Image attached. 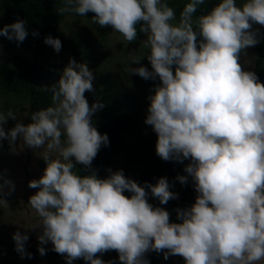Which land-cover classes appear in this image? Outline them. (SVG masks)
<instances>
[{"label":"clouds","instance_id":"clouds-1","mask_svg":"<svg viewBox=\"0 0 264 264\" xmlns=\"http://www.w3.org/2000/svg\"><path fill=\"white\" fill-rule=\"evenodd\" d=\"M203 3L189 0L177 23L167 0H66L58 10L92 12L95 23L111 26L129 42L136 39L138 24L146 35L152 70L129 67L130 74L159 80L147 97L144 123L156 134L155 151L162 160L190 161L186 175L175 180L184 185L191 178L198 193L190 207L174 210L179 223L148 202L149 193L160 205L178 198L166 177L140 185L119 169H107L105 178L94 170L83 176L73 171V159L90 168L109 144L92 121L104 105L90 106L84 96L94 79L86 63L69 59L51 88L52 106L33 112L31 123H21L12 111L0 114V141L6 140L10 151H16L18 139L23 147L45 149L46 167L28 184L38 189L28 204L40 217L33 227L42 229L39 243L50 242L66 264L76 259L113 264L96 256L108 250L117 252L120 264H149L150 251L162 252L165 260L179 255L184 264L264 260V84L239 62L242 52L260 42L253 25L264 27V0H245L239 7L236 0H219L194 21ZM26 24L18 19L0 28V36L22 42ZM44 43L57 53L62 47L51 36ZM10 119L17 122L6 130ZM0 181V205L7 207L3 197L14 185L3 176ZM28 239L20 231L12 236L21 258H31L24 247ZM38 251L43 256L46 250Z\"/></svg>","mask_w":264,"mask_h":264},{"label":"trees","instance_id":"trees-1","mask_svg":"<svg viewBox=\"0 0 264 264\" xmlns=\"http://www.w3.org/2000/svg\"><path fill=\"white\" fill-rule=\"evenodd\" d=\"M188 2L189 0H167L168 5L176 13V20L172 23L178 22L179 15ZM218 2L219 0H204V3L198 7L194 14V21L196 17L207 14ZM236 2L239 7L245 0H236ZM64 6H66V0H0V12L2 8L5 10L10 24L18 19L26 20L28 32L27 37L22 42L13 40L10 43L6 37L0 36V44L21 50L20 53L11 56L8 61L0 62V100L6 104L5 115L9 111L18 115L25 113L29 124L33 112L52 106L51 88L58 83V80L55 79V75H50L53 69L49 65L48 57L54 50L44 43L45 37L51 36L59 39L62 44L59 52L65 53L71 59L80 61L89 60V57L91 59L89 61L95 64L92 59L93 54H88L89 49L85 45L80 43L77 38L66 37L63 34L64 29L70 30V25L85 23L98 36L99 41H103L104 32L101 26L92 19L95 14L92 12L84 16L72 12L62 14L58 10ZM193 26L195 27V25ZM139 27L138 24L136 39L143 42L146 35L139 31ZM255 29H259L257 38L260 42L254 47L248 48L252 57L250 71H254L259 81L264 84V27L254 24L253 30ZM33 32L38 33V35L33 36ZM26 51L30 53L28 57L22 54ZM94 86V93L87 101L90 106L99 102L104 107L93 114L92 121L99 133L107 135L109 144L100 148L90 168L75 163L74 159L70 158L73 159L75 166L73 171L83 176L94 170L98 178H102L107 169L114 171L117 166L120 169L123 167L122 171L125 177L138 182L140 185L144 182L154 185L157 179L166 177L172 184L170 190L179 191L175 209L190 207L198 195L194 190L192 180L184 185L175 180L178 175H186L183 169L190 161L184 160L183 163L164 161L156 154V134L150 125L144 123L142 110L137 100L130 95L122 94L116 82L107 73H100L95 78ZM10 121L11 123L14 122L11 119ZM142 126L146 128V133L132 137L131 134L138 131ZM62 139L64 138L62 137ZM33 150V153H30V150L26 149L27 163L24 166V171L33 163L34 171L39 170L43 174L46 165L41 158V153L45 149L35 148ZM118 160L121 161L119 165ZM28 171L31 172V170ZM146 191L148 190L146 189ZM123 194L125 196L131 195L128 192ZM149 197H152L150 193ZM3 198L7 201L9 195ZM170 222H180L176 219V212L170 218ZM41 247L46 250L43 256L38 251L39 247H25V252L31 254V258L25 255L26 262L45 259L50 262L66 264L64 255L53 251V245L50 242ZM96 256L105 262L112 261L113 264H120L115 250L97 253ZM171 257L169 256L165 260L162 252L155 251L145 254L149 264H167ZM76 260H79L78 264H86L83 259Z\"/></svg>","mask_w":264,"mask_h":264},{"label":"rangeland","instance_id":"rangeland-1","mask_svg":"<svg viewBox=\"0 0 264 264\" xmlns=\"http://www.w3.org/2000/svg\"><path fill=\"white\" fill-rule=\"evenodd\" d=\"M10 24L9 19L6 17L5 10L2 8L0 12V27ZM104 32V40L99 41V38L94 34L85 23H78L74 26L70 25V30L64 29L63 34L66 37H75L77 40L85 45L89 51L88 54H93L92 59L95 64H92L89 57L77 63H86L90 71H92L94 79L92 80L93 89L91 92L86 91L84 96L86 100L94 93L95 78L102 72L107 73L115 82L118 88H120L122 94L130 95L137 100L139 104L144 120L146 118V110L149 104L148 96L152 95V89L159 83V80H144L141 77L130 74L129 67L136 68L144 66L151 71V65L146 58L149 53V49L145 48L143 42L135 39L134 41H127L124 36L111 28V26L101 27ZM13 40H10L12 43ZM20 49H13L11 46H4L0 44V62H5L10 59L11 56L20 53ZM26 57L30 53L23 52ZM32 58V57H30ZM70 57L65 53L53 51L48 60L53 71L51 76L55 75V79L59 80L63 69L67 66ZM140 59L139 63H132L134 60ZM251 52L246 49V52L241 53L240 63L243 70H251ZM95 73V74H94ZM6 104L0 100V114L6 113ZM20 114V113H19ZM17 120L27 125L26 114L18 115L16 113ZM17 121L14 120L11 123L10 120L5 125V129H11L15 126ZM146 133V128L142 126L138 131L131 134L132 137H136L138 134ZM16 151L9 150L8 142L6 140L0 141V176L12 181L14 190L9 195L7 200L8 206L0 205V264H62L55 261L32 260L26 262L25 258H21L15 251V242L12 240V236L15 232L20 231L22 234L28 235L29 239L25 242L24 247H41L38 237L42 234V229L39 227L33 228L40 223V217L35 210L28 204L31 195L35 194L38 189L28 187V184L33 179H39L42 173L38 170L34 171V165L31 163L29 168L24 171V166L27 163L26 149L22 146V141L19 139L16 142ZM44 149V148H41ZM30 153H33L32 148H28ZM118 165L121 163L117 161ZM123 170L117 166L116 170ZM127 169V168H126ZM28 170H31L28 171ZM113 171V170H112ZM108 175L105 172L102 178ZM191 181V178H189ZM2 183V181H0ZM4 191H8L7 188ZM178 194V190L174 191ZM178 199V198H177ZM177 199L168 201L165 205H160L159 200L149 197L148 202L153 207H162L169 212V219L173 216L175 210V204ZM79 260H76L73 264H78ZM167 264H184V259L179 255H173L167 262ZM256 264H264V260L256 262Z\"/></svg>","mask_w":264,"mask_h":264}]
</instances>
